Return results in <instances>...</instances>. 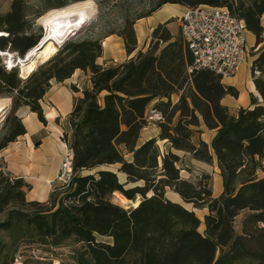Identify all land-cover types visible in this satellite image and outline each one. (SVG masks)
<instances>
[{
    "label": "trees",
    "instance_id": "1",
    "mask_svg": "<svg viewBox=\"0 0 264 264\" xmlns=\"http://www.w3.org/2000/svg\"><path fill=\"white\" fill-rule=\"evenodd\" d=\"M31 1L11 0L10 9L0 13L1 51L24 58L43 37L35 18L86 0H33L36 9L29 13ZM166 3L228 6L245 20L257 46L263 41L264 0H158L149 14L138 19ZM135 22L127 21L122 30L109 33L124 39L129 54L138 44ZM170 22L154 28L145 51L117 65L97 62L103 54V37L78 36L56 45L24 77L19 64L10 70L0 64V98L11 97L13 109L28 106L43 122L41 100L51 81L63 82L77 69L90 75V85L74 99L72 133L63 136L73 150L75 176L70 186L62 187L57 207H50L49 201L26 198L31 185L23 178L11 180L1 171L0 213L6 211V217L0 220V231L26 226L39 241L50 240L53 245L75 237L86 244L88 264H264V177L258 175V170H264L260 162L264 158V45L251 67L262 100L251 93L252 104L232 113L222 100L226 95L238 97V88L224 84L222 76L210 70L190 72L193 56L182 36H173ZM71 89L80 91L75 84ZM174 93L180 94L177 102L172 100ZM152 104L163 114L157 122L160 133L139 143ZM201 120L217 129L211 146L204 140L193 141L194 127ZM26 132L19 120L18 128L0 141V150ZM158 140L169 142L170 150L162 151ZM173 149L207 163L215 154L223 192L214 196L206 181L183 178L181 156ZM113 164H119L117 171L126 175V181L113 169L99 168ZM84 170L95 171L84 174ZM168 188L184 202L208 208L203 231L197 213L168 198ZM114 192L133 201L140 196V203L126 208L112 201ZM246 209L250 212L237 232L236 218ZM97 234L111 237L112 242L97 240ZM3 245L0 236V250Z\"/></svg>",
    "mask_w": 264,
    "mask_h": 264
},
{
    "label": "crops",
    "instance_id": "2",
    "mask_svg": "<svg viewBox=\"0 0 264 264\" xmlns=\"http://www.w3.org/2000/svg\"><path fill=\"white\" fill-rule=\"evenodd\" d=\"M10 6L11 0H0V13L7 12ZM186 7L180 4L166 3L151 15L137 19L135 22V30L138 44L135 51L131 54L127 52L124 39L121 36L116 33L104 36L103 54L97 59V62L107 66L117 65L136 56L138 51H145L150 45L154 28L160 23H164L177 15H181ZM171 24L172 22L168 25L169 29L173 36H176L177 31L171 28ZM262 25L264 27V14L262 16ZM248 33L253 37L252 46L255 44L256 37L249 30ZM262 45L264 43H261L258 47L260 48ZM257 51L250 59L252 60L250 63L248 62V54L246 62L241 66L240 70L234 76L223 78L222 80L224 84L233 85L239 90L238 97L226 95L222 100L232 113H236L242 106L248 107L252 104L251 93L257 96L259 100H262L261 95L256 89L251 71L253 61L257 57ZM74 77H77V79L75 80ZM89 78V71L77 69L72 77L63 82H58L53 79L51 81V87L41 100L47 122H42L36 112L25 111L22 114V119L27 132L21 135L18 140L10 142L0 150V172L3 171L14 178H23L29 183L31 186L26 190V198L28 200L47 201L55 189L59 187L60 183L57 177L64 158L65 148L68 144L62 138L63 132L72 133L70 115L74 108V99L75 96L81 95L85 85L89 84ZM71 83H77L80 91L77 93L74 92L70 87ZM179 98L180 94L178 93L172 95L174 102H177ZM150 107L152 108L153 104ZM151 124L154 127L149 129ZM194 128L197 131L193 135V141L195 142V139L198 142L204 140L211 146L217 129L208 128L202 120L201 124ZM159 133L160 128L157 122L152 123L149 121L148 125L141 130L139 143L153 137H158ZM198 161L206 165L211 164L215 167L217 192L213 191V195H220L224 190L223 178L215 154L211 163L201 160ZM258 175H260L259 177H264V170H258ZM181 176L189 179L188 176L183 174L182 168ZM192 209L196 212L197 207H193ZM201 209H203L205 216L207 213L206 207Z\"/></svg>",
    "mask_w": 264,
    "mask_h": 264
},
{
    "label": "rangeland",
    "instance_id": "3",
    "mask_svg": "<svg viewBox=\"0 0 264 264\" xmlns=\"http://www.w3.org/2000/svg\"><path fill=\"white\" fill-rule=\"evenodd\" d=\"M93 2L95 4L94 13L88 20H86L85 23H83L79 33L75 35L79 38L104 37L105 35L113 31H120L125 27L127 21H136L138 17L149 14V12H151L154 6L158 3V0H93ZM35 9L36 7L34 6V1L32 0L31 6L29 8V13H33ZM47 11L49 10H46V12ZM179 18L180 15H177L176 17H173L171 19V28L174 31H177L176 36H181ZM35 24L37 28L39 30L41 29L43 32V40L40 41V43H42V46L38 48L40 45L39 43L38 46L34 48L35 50L29 51L27 53V58H20L21 62H18V64L20 75L22 77H24L23 71L25 69H29L30 71L31 58L33 59L38 53L40 54L42 51H47L49 52V54H52L56 49V45H58L56 37H49L50 31L52 29L51 25L41 23L38 18H35ZM252 42L253 37L248 33L249 63L250 61H252L250 59L255 54L256 50L259 49L256 41L255 44L251 46ZM32 52L34 54L30 56ZM10 53L16 54V52L12 51ZM5 58L6 56L4 57L0 55V64L4 65ZM17 58V54L14 56V58H12L14 60L13 64H16ZM74 79L76 80L77 77H74ZM73 84L74 83H71L70 87ZM75 85L77 86V83ZM89 85L90 83L86 84L85 88ZM10 98L11 97L8 96H3V98H0V106L5 105V108L8 107L4 119L3 113L0 117V141L5 135L10 134L18 128L19 120L23 122L22 114L25 111H31V109L25 105L19 107L18 109H13L12 100H10ZM150 108L151 107H149V109ZM43 112L45 116L44 109ZM151 122L156 123L152 120ZM153 127V124H151V127L149 129H152ZM65 133L66 132H63V136ZM20 136H18L16 140H18ZM195 140V143H198L197 139ZM158 145L160 146L162 151L166 152L171 148V144L167 141L158 140ZM173 150L181 156L179 166L183 169V174L189 177V180H192L195 183H198L200 180H204L207 183V187L212 188L214 192H217V184L215 182V167H213L211 164L206 165L204 163H201L200 161L193 158L189 152L176 149ZM126 158L130 159L131 155L126 154ZM260 162L262 165H264V158L261 159ZM118 167L119 164H113L103 165L99 168H110L113 170H118ZM94 171L95 170H84L83 173H93ZM118 176L121 181H126V175L124 173L120 172ZM55 190L57 191L54 193L53 198H49L47 201H49V203L51 202L48 206L52 207V204H55L56 208L60 199L59 197H61L62 194L61 192L64 191V189H62V187H60L59 185V187H57ZM166 196L174 201L182 202L186 207L190 209L194 207L192 203L184 202L181 196L170 188L167 189ZM138 198H140V196L137 197L136 201L129 200L121 192H114L113 195H111V199L113 202L118 203L126 208L136 205L137 201L139 200ZM201 208L203 207H197L196 213L202 220L200 230L203 231L205 228V216L203 214L204 211ZM206 211L208 212V208H206ZM249 212L250 211L246 209L237 216L235 221L237 232H241L242 221L244 217L249 214ZM5 217L6 211L0 213V220L5 219ZM0 236L4 242V245L0 250V264H6L7 261H10L9 263H7L10 264L14 260L15 256L19 253L23 256L26 264H88L86 244L82 241H78L75 237L65 240L60 245H53L52 243H50V240L47 243H44L39 241L38 237L35 236V232L29 230L26 226L16 227L15 229H12L10 231H0ZM96 237L99 241L112 242V238L109 236L97 234Z\"/></svg>",
    "mask_w": 264,
    "mask_h": 264
},
{
    "label": "built area",
    "instance_id": "4",
    "mask_svg": "<svg viewBox=\"0 0 264 264\" xmlns=\"http://www.w3.org/2000/svg\"><path fill=\"white\" fill-rule=\"evenodd\" d=\"M179 20L181 36L193 56L190 72L204 69L227 78L234 76L246 62L249 54L248 29L245 20L236 11L228 6L208 4L188 6ZM3 33L0 31V35ZM262 40L264 43V31ZM0 55L5 57L1 49ZM7 55L8 60L4 59V65L10 70L13 67L11 55L9 53ZM255 74L258 75L259 71L256 70ZM147 116L149 121L163 120V114L153 107L149 109ZM74 176L73 150L67 144L57 177L60 187L70 186ZM10 179L17 178L10 177ZM10 264L26 263L19 253Z\"/></svg>",
    "mask_w": 264,
    "mask_h": 264
},
{
    "label": "bare ground",
    "instance_id": "5",
    "mask_svg": "<svg viewBox=\"0 0 264 264\" xmlns=\"http://www.w3.org/2000/svg\"><path fill=\"white\" fill-rule=\"evenodd\" d=\"M94 9H95V4L93 0H86L71 4L64 8L50 10L42 17H40L39 20L41 23L52 26L49 37L50 38L56 37L59 45L63 38L66 37L67 39L69 36H71L74 30L81 29L83 23H85L86 20H88L91 17V15L94 13ZM8 53L11 55V65L13 66L15 64H13L14 60L12 58L16 54L10 53L8 51L5 52L2 51V54L6 56L7 60H8V55H7ZM33 54L34 53L32 52L30 56ZM49 55H50L49 52L42 51L40 54L38 53L33 59L31 58L30 70L36 69L38 65L42 62V60H45ZM19 61L21 62L20 58ZM29 72H30L29 69H25L23 71V75H27ZM5 107H6L5 105L0 106V117L3 111L5 110Z\"/></svg>",
    "mask_w": 264,
    "mask_h": 264
},
{
    "label": "water",
    "instance_id": "6",
    "mask_svg": "<svg viewBox=\"0 0 264 264\" xmlns=\"http://www.w3.org/2000/svg\"><path fill=\"white\" fill-rule=\"evenodd\" d=\"M79 29H76V30H74L73 32H72V36H75V35H77L78 33H79ZM45 36V35H44ZM66 39V37L65 38H63L62 39V41L60 42V44H59V46H61L64 42V40ZM43 40V39H42ZM42 46V43H40V45H39V47L38 48H40ZM25 58H27V54H26V56H25ZM18 62H20L19 61V57H18V59H17V61H16V64H18ZM10 100H11V98H10ZM7 109H8V107L7 108H5V110L3 111V119H4V117H5V114H6V111H7ZM140 203V200H138V204ZM137 204V205H138ZM137 205H134V206H137Z\"/></svg>",
    "mask_w": 264,
    "mask_h": 264
},
{
    "label": "snow or ice",
    "instance_id": "7",
    "mask_svg": "<svg viewBox=\"0 0 264 264\" xmlns=\"http://www.w3.org/2000/svg\"><path fill=\"white\" fill-rule=\"evenodd\" d=\"M82 15V14H81Z\"/></svg>",
    "mask_w": 264,
    "mask_h": 264
}]
</instances>
